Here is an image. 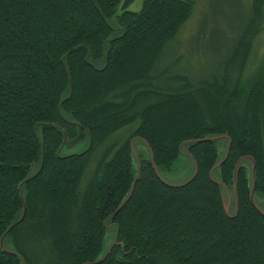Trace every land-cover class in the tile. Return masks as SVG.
I'll list each match as a JSON object with an SVG mask.
<instances>
[{"label": "trees", "instance_id": "16d2710c", "mask_svg": "<svg viewBox=\"0 0 264 264\" xmlns=\"http://www.w3.org/2000/svg\"><path fill=\"white\" fill-rule=\"evenodd\" d=\"M131 3L0 0V264H264V55L245 72L264 0L199 78L160 64L193 2ZM181 146L196 172L169 185Z\"/></svg>", "mask_w": 264, "mask_h": 264}, {"label": "rangeland", "instance_id": "374dc122", "mask_svg": "<svg viewBox=\"0 0 264 264\" xmlns=\"http://www.w3.org/2000/svg\"><path fill=\"white\" fill-rule=\"evenodd\" d=\"M193 2V12L187 22L181 27L174 41L169 46L168 51L161 60V65H170L177 58H181L176 71H184L193 78L202 77L215 67L221 57L229 48L228 39H233L243 23L249 18V6L251 0H191ZM142 6V0H132L128 10L137 12ZM224 38V41H223ZM251 53L247 63L246 74L253 70L264 55V21L258 28L257 34L253 37ZM231 47V46H230ZM84 138L77 146H64L60 155L69 152H80L88 145ZM217 162L226 154V137H217ZM133 161L137 166V154H144L146 146L140 139L133 141ZM248 175L250 187L252 186V164L248 158L241 160ZM196 167L192 158L181 146L180 153L172 170L159 172L163 181L169 185H181L190 179L195 173ZM212 178L219 180L217 167L212 172ZM221 197L224 207L229 215H234L236 205L234 194L230 190L221 189ZM254 204L264 214V197L253 199ZM105 235V247L108 248L115 238V227L108 226Z\"/></svg>", "mask_w": 264, "mask_h": 264}, {"label": "water", "instance_id": "95a60500", "mask_svg": "<svg viewBox=\"0 0 264 264\" xmlns=\"http://www.w3.org/2000/svg\"><path fill=\"white\" fill-rule=\"evenodd\" d=\"M218 136H214V137H211L210 139H216ZM222 137H224V136H222ZM134 141V140H133ZM132 144H133V142H132ZM228 149H229V143L227 144V149H226V154H225V156L220 160V161H218L217 163H216V165L211 169V171H210V176L212 177V172L215 170V168L223 161V159H225L226 158V156H227V152H228ZM187 152V151H186ZM188 154V153H187ZM242 160V159H241ZM241 160L239 161V162H241ZM195 163V162H194ZM242 163V162H241ZM195 167H196V165H195ZM195 172H196V170H195ZM195 174V173H194ZM194 176V175H193ZM192 176V177H193ZM191 177V178H192ZM190 178V179H191ZM162 179V178H161ZM190 179H188V180H190ZM213 179V178H212ZM187 180V181H188ZM214 180V179H213ZM186 181V182H187ZM215 181H217L219 184H220V182H219V180H215ZM165 182V181H164ZM186 182H184V183H186ZM254 182H255V178H254V174H253V165H252V186H251V190H250V196L252 195V191H253V184H254ZM184 183H182V184H184ZM177 186V185H176ZM234 194V193H233ZM235 199V198H234ZM236 205V204H235ZM260 211V210H259ZM261 212V211H260ZM262 213V212H261ZM22 217H23V215H22ZM22 218H20V220H21ZM20 220H18V221H20ZM15 224H12L9 228H8V230H7V232L14 226ZM99 260H101V259H99Z\"/></svg>", "mask_w": 264, "mask_h": 264}, {"label": "bare ground", "instance_id": "6f19581e", "mask_svg": "<svg viewBox=\"0 0 264 264\" xmlns=\"http://www.w3.org/2000/svg\"><path fill=\"white\" fill-rule=\"evenodd\" d=\"M133 146V145H132ZM133 148V147H132ZM228 212V211H227Z\"/></svg>", "mask_w": 264, "mask_h": 264}]
</instances>
